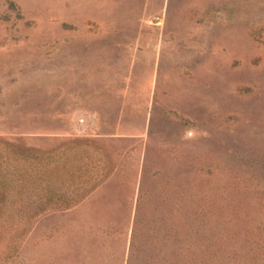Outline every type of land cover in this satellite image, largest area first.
Instances as JSON below:
<instances>
[{
  "label": "rangeland",
  "instance_id": "obj_1",
  "mask_svg": "<svg viewBox=\"0 0 264 264\" xmlns=\"http://www.w3.org/2000/svg\"><path fill=\"white\" fill-rule=\"evenodd\" d=\"M13 1L0 264H264V0Z\"/></svg>",
  "mask_w": 264,
  "mask_h": 264
},
{
  "label": "trees",
  "instance_id": "obj_2",
  "mask_svg": "<svg viewBox=\"0 0 264 264\" xmlns=\"http://www.w3.org/2000/svg\"><path fill=\"white\" fill-rule=\"evenodd\" d=\"M8 6L10 8H13L16 10L17 14H20L19 7L18 5L13 1V0H8ZM29 150V149H28ZM16 152V151H13ZM20 153V152H19ZM1 152H0V158H1ZM5 159H7L6 155H3ZM14 159H17L18 157L13 156ZM25 161H28L30 164L36 165L40 163V165H47L50 166L55 159L47 157L46 158H38L36 155V152L33 150L26 151L23 156L21 157ZM95 185L94 183H90L88 188H91L92 186ZM35 187V186H34ZM8 192V182L6 181V176L5 173H0V195L1 197L7 196ZM37 199H34L33 201L35 202L40 200L39 202H36L32 205H29V209H33L34 211L36 210H41L43 209L46 205L50 204L51 202L57 205H69L73 203L76 199L74 197H70L69 195H65L64 192L56 187H53L52 185L46 183L44 186L39 187L37 190Z\"/></svg>",
  "mask_w": 264,
  "mask_h": 264
}]
</instances>
